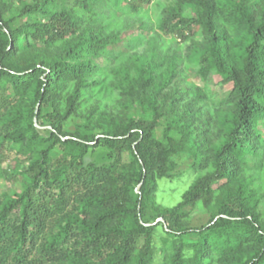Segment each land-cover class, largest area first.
<instances>
[{"label":"trees","instance_id":"1","mask_svg":"<svg viewBox=\"0 0 264 264\" xmlns=\"http://www.w3.org/2000/svg\"><path fill=\"white\" fill-rule=\"evenodd\" d=\"M123 1L156 33L102 107L120 0H0V264H264V0Z\"/></svg>","mask_w":264,"mask_h":264},{"label":"rangeland","instance_id":"2","mask_svg":"<svg viewBox=\"0 0 264 264\" xmlns=\"http://www.w3.org/2000/svg\"><path fill=\"white\" fill-rule=\"evenodd\" d=\"M114 0H112L113 3ZM159 2L161 4L166 3L168 0H155V2ZM122 3L119 8L117 9L118 14V22L120 23V29L123 36V42H121L118 45H114L109 47L104 55H100L98 58H96V62L98 64V67L100 70H102L101 77H106L105 82L107 83V86H98L96 88L95 93H91L86 100V103L89 105V103H98L100 106L105 107L109 106L111 103H113L114 99V93L111 90V87H109V83L111 81V78L109 77L108 68L109 65H112L113 60L116 59V57L120 54H122L125 51L129 52H136L139 51L140 53L146 52L150 46V43L155 36V29H154V16H153V8L152 6H145V9H143L139 13H134L130 11L123 0H120ZM109 4V3H108ZM106 17L109 14L108 9H104ZM143 22L147 24L145 26L143 25ZM142 33L141 36L137 39H133V37L137 33ZM186 50V49H184ZM115 57V58H114ZM188 65V62H187ZM190 76L191 80L195 81L196 83L204 86L205 82L200 79L195 74V71H193L194 67L193 65H190ZM108 73V75H107ZM187 74V72H185ZM209 93L215 101L219 102L222 98L228 96L233 88L232 84H225L223 83L222 78L218 74H212L210 78L209 83ZM79 121V120H78ZM77 119H74L73 121L67 123L65 125V130L70 131L73 130L76 126V123L78 122ZM164 128V127H162ZM264 129V127L262 126ZM103 154V151H97L93 156H90L89 160H97L101 158ZM100 155V156H99ZM129 156L126 154L124 156V159H128ZM160 190L157 194V201L164 205H175L181 200V195L184 191V187H180L176 190H173V186H171L170 183H165L164 181H161ZM19 184H15L11 179L9 178H0V194L6 190H17L19 189ZM262 208H264L263 204L260 205ZM162 219H159L158 221H161Z\"/></svg>","mask_w":264,"mask_h":264}]
</instances>
